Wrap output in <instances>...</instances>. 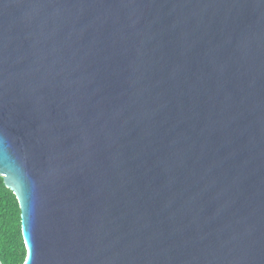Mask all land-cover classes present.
<instances>
[{
	"label": "water",
	"instance_id": "water-1",
	"mask_svg": "<svg viewBox=\"0 0 264 264\" xmlns=\"http://www.w3.org/2000/svg\"><path fill=\"white\" fill-rule=\"evenodd\" d=\"M0 177L22 264H264V0H0Z\"/></svg>",
	"mask_w": 264,
	"mask_h": 264
},
{
	"label": "trees",
	"instance_id": "trees-1",
	"mask_svg": "<svg viewBox=\"0 0 264 264\" xmlns=\"http://www.w3.org/2000/svg\"><path fill=\"white\" fill-rule=\"evenodd\" d=\"M20 209L13 192L0 177V261L22 264L26 251L20 234Z\"/></svg>",
	"mask_w": 264,
	"mask_h": 264
}]
</instances>
